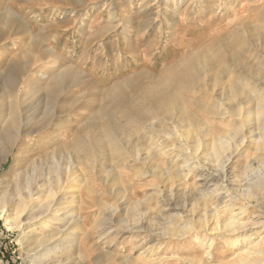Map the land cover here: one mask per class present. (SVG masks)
I'll use <instances>...</instances> for the list:
<instances>
[{
  "label": "rangeland",
  "instance_id": "obj_1",
  "mask_svg": "<svg viewBox=\"0 0 264 264\" xmlns=\"http://www.w3.org/2000/svg\"><path fill=\"white\" fill-rule=\"evenodd\" d=\"M7 14L14 17L11 27H6L4 23ZM20 21L25 31L16 33ZM0 30L6 33L0 42V98L5 104L0 118V201L4 193L17 197L16 186L18 183L25 186L35 170L40 175V185H48L55 157L64 173L68 153L75 150L72 142L76 138L87 147L91 142L109 144L111 138L107 137V133L118 136L120 133L123 141L116 145H127L129 140L121 136L120 128L126 126V135L132 134L134 124L131 117L134 114L126 105L118 107L109 104L104 97L108 90L126 77L146 74L151 79H158L151 84L154 87L144 91L127 87L132 104L141 102L146 94L154 96L161 90L181 92L183 97L201 100L200 94L191 92L192 88L188 93L178 83L181 71L186 68V57L190 61L187 63H192L194 69L199 70L196 79H202L205 72L211 78L221 68L235 62H248L254 69H260L264 63V0H184L176 9L174 0H0ZM32 36L39 40L37 51L31 45ZM44 47L51 50L53 56L38 53ZM20 62H29V73L17 76L18 80L24 81V86L16 87L10 93L6 85L7 77ZM71 67L81 70L82 75L69 76L71 72L67 69ZM58 77H64V81L60 85L61 98L54 102L49 97V87ZM17 93H20L21 102L34 93V102L39 99L41 109L35 116L37 122L33 121L27 127H33L35 134L28 138L14 137L16 140L10 143L3 138L11 118L8 106L12 101L10 95ZM184 104L192 111L197 109L195 105ZM100 107L110 110V118L101 115ZM197 114L201 113L197 111ZM91 117L93 119L87 122ZM216 123L218 128L214 123L212 125L219 132L223 126H219L220 122ZM46 124H50L45 128L48 131L56 126L59 128L55 136L48 140L42 138L44 130L37 132ZM166 125L165 130L172 133L169 132V136L161 134L159 141L148 143L158 153L154 154L157 160H150V164L137 163L139 161L129 154L120 162L113 158V148H107L102 150L104 154L98 150L88 161H83L82 166H78L80 172L76 175L79 177L73 181L75 188L64 196L75 198L66 201L64 208L70 210L74 220L80 219V227L71 228L73 220L66 225L62 217L57 224L56 220H51V227L47 228L38 225L40 218L34 223L22 217L21 228L11 229L7 224V215L0 217V264H134V259L141 257L144 264H235L236 255L250 247V243L243 242L245 244H239L236 249L234 245H229V239L226 241L219 235L205 232V224L199 222L204 211L203 202H206L209 212L221 207L219 213L224 219L230 218L233 213L229 209L222 214L224 205L220 206L212 199L215 187L211 176L198 169L200 166L196 165L194 168L198 170L194 169L186 175L187 171L182 168L195 161L194 153L185 150L188 145L183 137L176 135L177 129L170 123ZM191 129V132L196 131L193 127ZM139 135H143L142 130L133 134L134 137ZM169 138L173 139L170 141ZM174 145L178 148L175 149ZM102 163L103 168L100 167ZM259 164L251 171L253 176L264 169V164ZM84 167L92 169L85 170ZM237 171L236 168L229 169V177L235 176ZM157 173L160 174L156 177ZM51 176L56 174L53 172ZM200 194L208 197L196 204L191 201L197 200ZM58 197L63 198L62 195ZM38 202L37 207L43 200ZM185 204L187 206L183 208ZM194 204L195 210L191 213ZM247 206L251 219L263 220L264 190L251 198ZM212 221L207 226L212 227ZM167 222L181 228L189 222L192 231L181 238L143 237L149 235L146 233L150 230L158 234L160 230L162 234L170 225ZM129 228L134 232H128ZM141 228L148 231L144 233ZM259 230L263 235L264 228ZM44 236L50 237L45 245L59 247L54 249V254L46 253L43 261L36 252L45 246L37 249L36 241ZM213 237L216 239L213 240ZM252 237L256 239L257 235ZM81 239H85V248L80 247ZM147 245L152 247L149 251H146Z\"/></svg>",
  "mask_w": 264,
  "mask_h": 264
},
{
  "label": "bare ground",
  "instance_id": "obj_2",
  "mask_svg": "<svg viewBox=\"0 0 264 264\" xmlns=\"http://www.w3.org/2000/svg\"><path fill=\"white\" fill-rule=\"evenodd\" d=\"M182 1L184 0H174V8L175 9L178 8L179 4ZM198 1L201 2V0H198ZM129 19H132V18L130 17ZM13 21H14V17L11 14H7L4 17V23L7 25L6 27H11ZM129 24L131 23L129 22ZM15 31L16 33H22L25 31L24 24L22 21L18 23ZM5 35L6 33L3 30H0V42L2 41V38ZM38 43H39V40H37L36 37L32 36L31 45L33 48H35V50L36 48H38ZM38 53H43L45 54L46 57L53 56L52 51L49 49H46V47H44V49L41 48V50H39ZM184 62H185L184 66L186 68H184L181 71L182 75L179 77L181 80L178 81V83L181 86V89L185 90L186 92L190 91V89L192 88L191 92L197 95L200 94L201 100H198L196 98H187L186 96L183 97V94H181V92L173 93L171 92V90L169 91L167 89L168 92L161 90L154 96H147L146 94L145 97L146 96L147 97L146 98L144 97V99L141 102H139L138 104H132L130 97L128 95V92L126 90L127 87L131 88V90L133 88L134 90L138 89L140 91L141 90L144 91L147 88L154 87V85H151V84L157 81L158 79H155V78L151 79V77L146 74L126 77L125 79L120 81L118 84H116L112 89L108 90V92L104 95V97H106L109 100V104H114V105H117L118 107L126 105L125 107L130 108V111L132 112V114H134L131 117L132 123L134 124V131H132L133 133L131 132L132 134L128 132L129 135H126L127 133L126 126H122L121 128L119 127L121 130L120 132L122 133L121 136H126L124 138H127L129 140L128 144L125 146L120 145V144L116 145L117 142L123 141L122 140L123 138L120 137V133L118 136V134H115L112 132L111 134L107 133L108 134L107 137L111 138V140L109 141V144L107 143L105 144L104 142H102L103 144L101 143L94 144L91 142L86 147L85 144L80 142V139H77V138L74 139L72 144L75 145V150L73 152L68 153L67 162H66L67 166H66L64 173L62 172L63 169L61 168L62 167L61 163L60 162L58 163L56 157L54 161L55 166H53L54 170L50 171V178H49L48 185L46 186L44 184L40 185V175H38V170H35L34 173L31 175L30 179H28L25 186L18 183V185L16 186V190L18 193L17 197H9L8 193H4L0 201V204H1L0 217H4L7 215V218H6L7 224L10 225L11 229L21 228L23 221H24L22 220V217L23 218L25 217L24 218L25 221H28V222L30 221L33 222L34 220L36 221L40 218L38 220L39 221L38 225L41 227L46 226V228L49 226L51 227L49 223L51 222V220L52 221L56 220L55 224H57V222L62 217L66 225L68 222H70V220L71 221L73 220V222L70 223L72 227L68 224L71 228L77 227V226L80 227L78 225L81 222L80 219L74 220V215L70 213V210H67L66 208H64V206L66 205V201L75 198L74 196H71V195L69 196V198L68 197L64 198V196L66 197L67 193L73 192L75 188V186H73L74 184L73 181H75L77 177H79V175H76L78 174L77 173L78 171L80 172V170L78 169V166L79 165L82 166L83 161L89 159L93 155V153L95 154V152H97L98 150H101V152L103 153L102 150L104 149L107 150V148L109 149L113 148L112 149V152L114 151L113 158L115 160L117 159L120 162L123 160V158H125L126 154H129L130 157L132 156L135 161L137 160L139 161L137 163L141 164L143 162L146 164L148 163L150 164L152 159H154V156H155L154 154L156 153L154 151L155 147L151 148L150 147L151 144L149 145L148 143H151L152 141H155V140L159 141L161 138L160 136L161 134L169 136L170 133L172 132L165 130V127L167 126L166 125L167 123H170L177 129L176 135L183 137L188 145L186 149L182 148V150L183 151L190 150L191 152L193 151L192 153H194L193 159L195 161L191 164H187L185 168H182L187 171L186 175H188V173L194 170L195 169L194 167H196V165L200 166L201 168H198V169H203L204 171H206V173L209 176H211V182L214 184V187H215L214 189H212V192L214 193V196H212V199L217 201L218 202L217 204H219L220 206L224 205L223 207L224 210L222 211V214H224L223 212L225 210L229 211V209H230V212L233 213V215L231 216L229 215L230 218L224 219L220 216V213H219V209H221V207H219V209L218 207H216V209L209 212V210H207L208 207L206 206V202H203L201 206L204 209V211H203V214L200 215V219L202 220L199 222H201V224H205L204 226L206 230L205 232L206 233L211 232L212 235H215V234L219 235L223 237L224 240L226 241H228L229 239L228 241L230 243L229 245H234L236 249H237V246L239 244H243V242L250 243V247H248L245 250L243 249L244 251L242 253H238L236 255L238 259L235 264H264V234L262 235L263 232L259 230V228H264V219L261 220V218H256V220H253L254 217L251 219L249 215L247 214V210L249 206V205L247 206V204L249 203L250 199L257 197L258 193L264 190V169H260L258 173H256L254 176L251 174V171L258 168V166H256L257 164L259 163H260L259 165L264 164V63L261 65L262 67L260 69H254L253 66L248 65V62H235L236 64L227 65L226 67L221 68L218 72L216 71L217 73H214L211 78L208 77L209 73L205 72L204 76L200 75L201 77H203L202 78L203 80H202L201 78L196 79L197 78L196 75L199 73L198 72L199 70L194 69L195 66L192 63H187V62H190L188 57H186ZM29 67H30L29 62H20L19 65H16L13 68V72L7 77V84H6L7 88H9L10 93L11 92L13 93L12 90H14V88L16 87L22 88L24 86V81L18 80L17 76L20 73H24V72H25V75H27L29 73ZM76 69L77 70L73 69V67L68 68L67 71L71 72L69 76H72L73 78L75 76L82 75L81 70H79L78 68ZM63 79L64 77H61L60 79L58 77L57 80L53 82L52 85L49 87L50 88L49 97L51 100L53 99L54 102L59 101L61 98L60 97L61 95L59 92H60V85L64 81ZM19 95L20 93H17L14 96L10 95V97H12V101H9L10 103L8 105L11 109L10 110L11 112L9 111L11 113L10 114L11 118L8 119V122H7L8 128L6 130V134L4 135L3 139L7 140L10 143H12L15 138H19L22 136H27L28 138L35 134L36 131L33 127L29 129H27V127L31 123H33V121H36L37 117L35 116L37 112L41 109L40 100L38 99L34 102V98H33L35 95L34 93H32L29 99L25 100L26 102L25 101L21 102V100L19 99ZM1 99L2 97L0 98V118L3 115V109L5 107V104L2 103ZM207 101L208 102L210 101V103H207ZM179 102H180V105H179ZM184 103L195 105V107L197 108L196 111H192V109H189ZM23 104L25 105L22 108ZM99 110H100L101 115H103L105 118H110L109 117L110 110L104 107H100ZM23 111H24V114H22ZM197 111L201 114H197ZM156 116H159L160 118L156 119L157 118ZM92 119L93 117L88 118L87 122ZM215 122H218V124L220 122L219 126H223V128H220L222 130H220L219 132H217L215 130L216 127L212 125L213 123L214 125H217V123L215 124ZM208 123H211V124H208ZM231 124H233V126ZM48 126H50V124L49 125L46 124L43 127H40L39 129H37V132L44 130L42 132H45V135L42 138H44L45 140H48V139H51V137H54L56 130H59V128L58 129L56 128L57 126L56 127L53 126L54 129L52 131H48L45 129ZM192 127L196 129V131L191 132ZM217 128H218V125H217ZM139 130L143 131V135L134 137L133 134L136 135V132ZM42 134L40 135L42 136ZM170 139L171 138H169V140ZM17 141H19V139ZM174 148L177 149L178 146L174 145ZM160 150L162 151L163 149H160ZM168 153H165V154H168ZM154 160H157V158H155ZM87 161L85 163H87ZM135 161H132V162L135 163ZM98 164L100 165V162ZM102 165L103 163L101 164L100 167L103 168ZM169 165L170 164H168V166ZM170 167H173V165ZM85 168L86 167H84V169ZM235 168L238 170L237 171L238 173L235 176L233 175L232 178H231V175L229 177V172H228L229 169L235 170ZM91 169L86 168L85 170H91ZM97 169H98V166H97ZM170 171H171V168H170ZM53 172L56 174V176H51V174L53 175ZM171 173H175V172H171ZM159 174L158 173L155 174L156 177ZM163 174L164 172L162 173V175ZM167 174L165 176H168ZM196 193L197 192H195L194 196L196 195ZM58 195L59 196L62 195L63 198L61 197L60 199ZM200 195L201 196L199 197L197 196L198 197L197 200L194 199L191 201H195V204H196V202L205 200L208 197L205 194H200ZM173 196L174 194L172 195V197ZM39 197L40 198L43 197V198L41 200H38ZM42 200H43V203L37 207V201H39L38 203H40ZM195 204L191 208L192 210H190L191 213L194 212L195 210L193 209ZM183 206H184L183 208H185L187 205L185 204ZM201 206L199 207V209L201 208ZM235 207H238V208L236 209ZM190 212L186 214H189ZM112 217H114V215ZM179 217H182V216H179ZM211 220H213L211 223V225L213 226L212 227L209 225L207 226V224H209ZM172 221H175V220H172ZM171 224L168 225L166 228L164 227L165 229L163 230L164 232L162 234L160 230H159V234L150 230L149 232L146 233V234L149 233V235H144L143 237L147 238L148 236L150 237V235L155 237V235H157V237L158 236L159 237L176 236L178 238H181L191 233L192 231L191 226H189L190 224L189 222L186 226L182 228L175 227ZM71 228H67V229L68 230L74 229V228L73 229ZM123 229L125 230L126 228H123ZM129 230L132 231L133 229L129 228L128 232ZM145 230H143V232ZM248 232H251L250 235L247 234ZM69 234H73V233H69ZM254 235H257L256 239H259V240L253 239L252 236ZM49 239H50L49 236H44L40 239H37L38 240L36 241L37 249L45 246L43 247L44 249L41 250L40 252L35 251L36 253H38L39 259L43 258L46 255V253L50 252V254H54L53 253L54 249L57 248V246L59 247V245L57 246L55 245L56 247L55 246L49 247L48 245H45ZM215 239L216 238H214L213 240ZM78 241L79 240L77 239V242ZM77 242L75 243L77 244ZM147 242H144V243H147ZM144 243H142V245ZM81 246H84L85 248V239L80 240V247ZM151 248L152 247L148 246L146 248V251H149ZM141 258H138V259L135 258L132 263L144 264ZM44 259L46 258H43V261ZM188 264H191V263H188Z\"/></svg>",
  "mask_w": 264,
  "mask_h": 264
}]
</instances>
